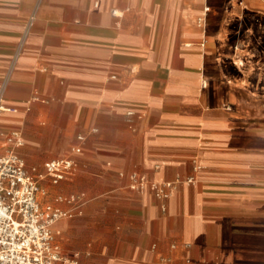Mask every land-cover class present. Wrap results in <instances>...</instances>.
<instances>
[{
	"label": "crops",
	"instance_id": "crops-1",
	"mask_svg": "<svg viewBox=\"0 0 264 264\" xmlns=\"http://www.w3.org/2000/svg\"><path fill=\"white\" fill-rule=\"evenodd\" d=\"M37 2L0 0V130L69 214L64 262L264 264V0H44L25 37Z\"/></svg>",
	"mask_w": 264,
	"mask_h": 264
},
{
	"label": "built area",
	"instance_id": "built-area-1",
	"mask_svg": "<svg viewBox=\"0 0 264 264\" xmlns=\"http://www.w3.org/2000/svg\"><path fill=\"white\" fill-rule=\"evenodd\" d=\"M43 2L44 0H38L25 37L34 25ZM209 10V7L205 8L206 13ZM198 24L205 27L206 15L200 18ZM24 45L25 38L17 49L16 61L22 55ZM10 74L5 78L0 91V113L12 110L4 104ZM133 114L128 113L129 116ZM0 137L5 141L4 146L0 148V264H67L57 243L55 224L69 214L50 203L42 202L41 196L44 192L40 179H37L40 174H37L35 168L30 171L19 153V149L24 146L22 133L0 130ZM85 139V136H78L80 142ZM73 152L79 154L82 148L76 147ZM75 165L76 161L71 157L47 162L46 176L57 184ZM132 179L133 189L144 191L150 186L161 201H167L176 186L167 181L150 182L147 177L138 174H134ZM194 181L195 178H188L185 182ZM181 182L182 180H178V183ZM162 210L166 211L165 204Z\"/></svg>",
	"mask_w": 264,
	"mask_h": 264
},
{
	"label": "rangeland",
	"instance_id": "rangeland-1",
	"mask_svg": "<svg viewBox=\"0 0 264 264\" xmlns=\"http://www.w3.org/2000/svg\"><path fill=\"white\" fill-rule=\"evenodd\" d=\"M40 173V172H39ZM37 179H40V178H37Z\"/></svg>",
	"mask_w": 264,
	"mask_h": 264
}]
</instances>
